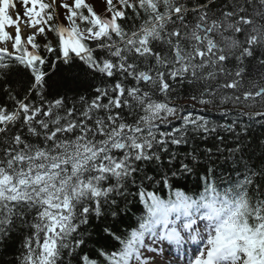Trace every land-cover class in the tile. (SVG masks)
<instances>
[{
  "label": "snow or ice",
  "instance_id": "1",
  "mask_svg": "<svg viewBox=\"0 0 264 264\" xmlns=\"http://www.w3.org/2000/svg\"><path fill=\"white\" fill-rule=\"evenodd\" d=\"M20 3L0 0V264H264V0Z\"/></svg>",
  "mask_w": 264,
  "mask_h": 264
},
{
  "label": "trees",
  "instance_id": "2",
  "mask_svg": "<svg viewBox=\"0 0 264 264\" xmlns=\"http://www.w3.org/2000/svg\"><path fill=\"white\" fill-rule=\"evenodd\" d=\"M22 37H24V36H22ZM180 95H181V97L182 98H180V99H178V100H174L173 102H175V101H178V102H180V103H187V101L189 102L190 101V103H194L193 101H191L190 99H188V98H186V96H185V93L183 92V90H181V92H180ZM188 105V104H187ZM183 106V105H182ZM198 106H200V107H202L201 105H195V107L197 108ZM228 107H231L230 105L228 106ZM198 109V108H197ZM224 110V108H220V109H211V108H209L205 113H204V115H206V117L208 118V119H210V120H212L213 122H217V123H221V124H225V123H227V122H229V121H231V120H234V119H236V117L234 116V115H229V116H226V117H224V118H222L221 119V117H220V113H221V111H223ZM253 131H254V134H256V135H260L261 134V128H260V125L259 124H255L254 126H253ZM222 135H224V136H228V134L227 133H221ZM228 142H231V138L229 137V140H228ZM257 155H259V153H257ZM195 180V177H192V181H194ZM188 186H192V182L190 181V182H188Z\"/></svg>",
  "mask_w": 264,
  "mask_h": 264
},
{
  "label": "rangeland",
  "instance_id": "3",
  "mask_svg": "<svg viewBox=\"0 0 264 264\" xmlns=\"http://www.w3.org/2000/svg\"><path fill=\"white\" fill-rule=\"evenodd\" d=\"M86 2H94V0H86ZM95 2H96L97 9L99 10L103 6L102 0H95ZM15 4L16 6L14 8L10 7L8 9L9 15H11L13 19H15L17 12H19L20 15L23 17V7L20 3V0H15ZM20 28H21V34H23V36L30 34V29L26 26L23 19L20 22ZM7 30H9V32L12 34H15L14 28H8Z\"/></svg>",
  "mask_w": 264,
  "mask_h": 264
},
{
  "label": "bare ground",
  "instance_id": "4",
  "mask_svg": "<svg viewBox=\"0 0 264 264\" xmlns=\"http://www.w3.org/2000/svg\"><path fill=\"white\" fill-rule=\"evenodd\" d=\"M161 258L163 259V261L168 260V258L171 259V257L166 258V256L165 257H161Z\"/></svg>",
  "mask_w": 264,
  "mask_h": 264
}]
</instances>
